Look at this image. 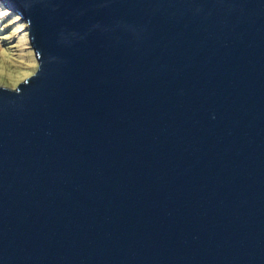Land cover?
I'll use <instances>...</instances> for the list:
<instances>
[{
  "label": "water",
  "instance_id": "95a60500",
  "mask_svg": "<svg viewBox=\"0 0 264 264\" xmlns=\"http://www.w3.org/2000/svg\"><path fill=\"white\" fill-rule=\"evenodd\" d=\"M28 15L58 61L0 94V264H264V0Z\"/></svg>",
  "mask_w": 264,
  "mask_h": 264
},
{
  "label": "clouds",
  "instance_id": "9594fccd",
  "mask_svg": "<svg viewBox=\"0 0 264 264\" xmlns=\"http://www.w3.org/2000/svg\"><path fill=\"white\" fill-rule=\"evenodd\" d=\"M19 3L23 11L15 12L0 3V94L12 97L23 96L24 89L45 70V64L58 61L51 55L44 57L42 50L36 47L32 17L25 16V12L30 13L35 5L49 6L51 0H19ZM98 27L93 25V28ZM68 37L84 38L75 32L62 31L59 42L70 43Z\"/></svg>",
  "mask_w": 264,
  "mask_h": 264
}]
</instances>
